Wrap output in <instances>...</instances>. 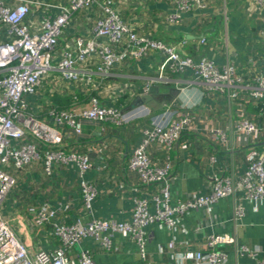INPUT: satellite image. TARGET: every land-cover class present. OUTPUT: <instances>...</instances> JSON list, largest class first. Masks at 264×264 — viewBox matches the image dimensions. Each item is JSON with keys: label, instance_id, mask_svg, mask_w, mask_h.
<instances>
[{"label": "built area", "instance_id": "built-area-1", "mask_svg": "<svg viewBox=\"0 0 264 264\" xmlns=\"http://www.w3.org/2000/svg\"><path fill=\"white\" fill-rule=\"evenodd\" d=\"M211 1L167 0L172 8L164 16L165 22L181 24L189 13L206 9ZM252 3L256 9L264 7V0H252ZM40 4L43 11L38 27L34 29L26 21L32 14L30 0H0V25L7 26L11 38L8 42L0 43V70L3 71L0 76V264H98L89 250H82L75 257L69 251L88 237L98 240L103 249L111 250L114 234L132 238L137 243L143 264H161L147 257L146 241L151 225L165 226L175 231L190 210L204 209L210 215L214 202L239 191L243 200L264 203V148L259 149L255 145H251L247 153L248 166L243 174L215 173L208 192H194L184 200L172 202L173 162L169 156L162 163L153 161L150 148L156 146L170 152L185 133L199 132L198 125L204 120L198 117L192 105L177 106L174 101H169L164 104L163 112L150 117V126L143 129L142 139L134 147L128 162L129 168L138 173L139 184L157 186L151 200L144 195H135L130 221L91 215L98 186L86 179L85 175L93 163L87 153L64 146L62 128L68 127L80 134L84 119L121 123L124 115L115 102L102 103L98 95H93L90 106L80 110H51L52 123L38 117L30 108L28 96L37 93L49 72L56 70L64 80L70 82L97 87L101 84L106 94H114L116 88L108 81L114 67L131 58L136 60L158 55L157 78L160 80L167 79L169 72L190 71L203 82L205 94L218 92L236 100L242 88H246V98L264 104V67L254 75L252 83L247 82L234 62L227 61L221 65L205 55L196 58L152 33L138 32L133 24L123 18L115 0H67L60 5L44 1ZM94 6L100 8V16L92 33L65 36L74 14ZM54 7L59 8L56 14L52 12ZM201 42L205 43L206 38L203 37ZM96 62V73L100 80L93 78V71L88 67L89 63ZM149 88L150 84H147L145 91ZM208 124L206 136L215 146H226L227 131L213 122L208 121ZM232 125L239 145L240 137L247 138L251 144L264 139V126L254 114L244 109ZM210 159L216 160L215 156ZM56 164L78 168L85 214L71 215L73 206L70 201L58 204L44 201L29 205L27 213L31 224L34 227L50 226L60 242L52 250L33 252L20 238L2 207L18 185V171L42 167L51 176ZM235 215L236 218L244 215L241 203L236 206ZM182 230L187 232L186 228ZM196 230L203 233L204 222ZM207 244L208 250L176 255L175 264H185L187 260L197 264H238L231 262L228 252L222 248L223 245L237 246L229 234H209ZM169 247L173 250L175 241L172 240ZM236 248L240 256H257V251L248 245Z\"/></svg>", "mask_w": 264, "mask_h": 264}, {"label": "crops", "instance_id": "crops-1", "mask_svg": "<svg viewBox=\"0 0 264 264\" xmlns=\"http://www.w3.org/2000/svg\"><path fill=\"white\" fill-rule=\"evenodd\" d=\"M44 1L55 5L67 2L30 0L32 14L26 21L34 29L38 27L43 11L40 2ZM115 5L122 11L123 18L133 24L138 32L152 33L196 58L205 55L221 65L227 61L234 62L247 82L252 83L254 75L259 74L264 67V7L256 9L252 0H212L206 9L195 10L187 15L183 23L173 25L164 19L172 8L167 0H115ZM52 10L54 14L59 12L58 7ZM99 16L98 6L76 12L66 28L65 36L92 33ZM7 29L6 25H0V43L11 40ZM203 37L206 38L205 43L201 42ZM159 61L158 55L136 60L131 58L114 67L108 78L116 88L114 94H106L101 84L97 87L64 80L59 72L53 70L45 76L37 93L28 96L33 112L51 123V110H80L90 106L93 95H98L102 103L115 102L121 108L124 115L121 123L84 119L80 134L71 128H62L64 146L87 153L93 163L85 178L98 186L91 214L95 217L130 221L135 195H144L151 200V194L157 191L156 185L139 184V175L129 168L128 162L134 147L142 139L143 129L150 126V117L163 112L164 104L169 101H174L177 106L192 105L198 117L204 120L198 125L199 132L185 133L170 152L156 146L150 148L153 161L162 163L169 156L173 162V203L186 199L194 192H208L215 173L243 174L248 166L247 153L251 145L264 148V139L251 144L247 138L240 137L241 145L236 143L237 136L232 124L242 109L254 114L264 126V104L246 98V88H242L236 100L218 92L205 94L203 82L190 71L169 72L167 79H158ZM97 65V62L89 63L88 67L93 71V78L100 80L96 73ZM2 74L0 70V76ZM147 84H150V88L145 91ZM208 121L227 131L226 146H215L206 136ZM211 156H215L216 160L211 161ZM16 175L19 182L3 204L4 214L11 219L14 229L33 252L56 248L60 242L50 226L34 227L27 208L44 201L52 204L70 201L73 206L71 215L85 214L78 168L56 164L49 176L42 167H28ZM241 196L242 192L239 191L214 202L210 215L204 209L190 210L175 231L165 226L151 225L146 241L147 257L161 264H175L176 255L208 250L209 234L225 233L233 238L237 246L245 244L257 251L256 257L240 256L237 246L223 245L231 262L264 264V203H250L241 199ZM240 203L244 215L236 218L235 208ZM13 211L15 214L11 215ZM202 222L203 233L196 230ZM112 240V249L105 250L98 240L88 237L69 253L75 257L82 250H89L98 264H143L139 247L132 238L114 234ZM172 240L176 243L173 250L169 247ZM185 264L197 263L187 260Z\"/></svg>", "mask_w": 264, "mask_h": 264}, {"label": "rangeland", "instance_id": "rangeland-1", "mask_svg": "<svg viewBox=\"0 0 264 264\" xmlns=\"http://www.w3.org/2000/svg\"><path fill=\"white\" fill-rule=\"evenodd\" d=\"M10 214H11V215H14V214H15V211H13V213L11 212Z\"/></svg>", "mask_w": 264, "mask_h": 264}]
</instances>
